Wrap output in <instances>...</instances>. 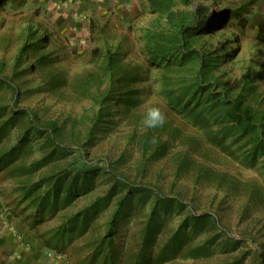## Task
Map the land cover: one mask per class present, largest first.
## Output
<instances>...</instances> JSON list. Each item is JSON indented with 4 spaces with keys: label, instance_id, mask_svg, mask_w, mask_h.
Listing matches in <instances>:
<instances>
[{
    "label": "rangeland",
    "instance_id": "rangeland-1",
    "mask_svg": "<svg viewBox=\"0 0 264 264\" xmlns=\"http://www.w3.org/2000/svg\"><path fill=\"white\" fill-rule=\"evenodd\" d=\"M249 2L0 5V197L21 192L22 216L66 264H264L259 133L223 119L241 102L264 123V42L242 27ZM200 79L208 88L189 100ZM150 107L163 135L143 124ZM140 185L184 205L156 210L155 195L129 189Z\"/></svg>",
    "mask_w": 264,
    "mask_h": 264
},
{
    "label": "crops",
    "instance_id": "crops-1",
    "mask_svg": "<svg viewBox=\"0 0 264 264\" xmlns=\"http://www.w3.org/2000/svg\"><path fill=\"white\" fill-rule=\"evenodd\" d=\"M74 1L85 2L84 12L92 10L91 5L87 7L88 0ZM248 5L246 28L264 42V0H250ZM12 201L0 197V264H66L64 255L48 243L46 236L36 232L31 219L22 216L21 200Z\"/></svg>",
    "mask_w": 264,
    "mask_h": 264
},
{
    "label": "trees",
    "instance_id": "trees-1",
    "mask_svg": "<svg viewBox=\"0 0 264 264\" xmlns=\"http://www.w3.org/2000/svg\"><path fill=\"white\" fill-rule=\"evenodd\" d=\"M5 1L6 0H2L0 5L4 4ZM205 14L206 13H204V15ZM204 15H202V16H204ZM205 19L200 24L198 23V25L196 27H193V31H191L190 33H193V32L194 33L195 32L198 33L199 31L203 30V24L205 22ZM248 20H249L248 18H245V22L242 25V27L244 29L246 28V24H247ZM183 44L184 43L182 42V45H181L182 47H183ZM181 51H183V50L181 49ZM164 54L168 55L166 57L163 56V58H162V59L166 60V59H168V57L172 56L174 53L168 51V52H165ZM2 84H5V82L0 80V85H2ZM194 85H193L194 87L192 86L193 88L191 90L185 92V95H187L189 97L188 98L189 100L193 99V94L194 93L201 92L202 89L208 88V87H205V86H203L201 84V79L197 83H195ZM183 93H184V91L181 94H179V96L177 95V97L179 98ZM180 99H182V98H180ZM213 99H218V97H213ZM219 101H221L222 104H226L227 103V101L223 100V99L219 100ZM237 103H238V106L235 105V104H231L230 106H226L225 107L226 111H225V113H223V119L224 118L225 119L228 118V120L230 122H233L234 124H237L240 127H243L245 129V131H248V133H252V132H254L256 134L259 133L258 140H257V142L259 143V146L256 147L254 149L253 153H252V158L254 159L256 157V155H258L259 153H264V123H261V125H262L261 127L252 124L251 121L253 119V117H252L253 115L252 114H248L247 112L243 113V114L240 113L238 111V109H241V106H240L241 102H237ZM178 104H180V100H178ZM195 107H196V105L190 111H194ZM193 122H194V125H198V126L201 125V120H200L199 117H194ZM159 129H162V135H163L164 131L167 130V126H159V127H156V128H150L149 135H152L153 132H156ZM172 134H173V132H172ZM49 137L53 138L51 133L49 134ZM83 177H84L85 185L88 182H90L89 179H88L87 173ZM64 179H65L64 177H61V178L57 177L55 182H54L55 186H58L59 190L64 185V183H63ZM129 187H130L129 189H131L132 192L136 191V192H140V193H144V194H148V195L149 194L150 195H155L156 200H155V203H154V208L156 210L159 209V208L167 209L170 205H172L173 203H176V202L179 203L182 206L184 205V202L182 200H180L179 198H177L175 196L163 195L160 191L154 190L151 187H147V186H143V185H140V186H129ZM69 191H71V189ZM17 199L21 200L22 203H24L21 192L17 196ZM26 204H27L26 207H30L31 209L34 208V204H32V203H26ZM40 205H42L41 206L42 209H43V207H45V209H44L45 211L48 210V206L46 204H42V203L36 204L35 203V207H37V208H39ZM196 219H203V216H201V217L197 216ZM61 231H62V236H66V233L64 232V230H61Z\"/></svg>",
    "mask_w": 264,
    "mask_h": 264
},
{
    "label": "clouds",
    "instance_id": "clouds-1",
    "mask_svg": "<svg viewBox=\"0 0 264 264\" xmlns=\"http://www.w3.org/2000/svg\"><path fill=\"white\" fill-rule=\"evenodd\" d=\"M164 123L165 116L157 107H150L143 118V124L146 128H156L162 126Z\"/></svg>",
    "mask_w": 264,
    "mask_h": 264
}]
</instances>
